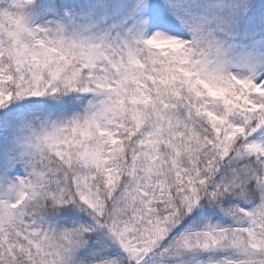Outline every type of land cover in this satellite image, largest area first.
Returning <instances> with one entry per match:
<instances>
[{"label":"snow or ice","instance_id":"snow-or-ice-1","mask_svg":"<svg viewBox=\"0 0 264 264\" xmlns=\"http://www.w3.org/2000/svg\"><path fill=\"white\" fill-rule=\"evenodd\" d=\"M0 264H264V0H0Z\"/></svg>","mask_w":264,"mask_h":264}]
</instances>
